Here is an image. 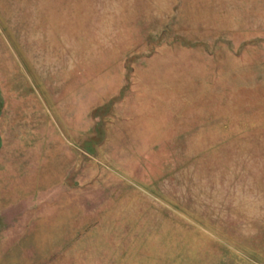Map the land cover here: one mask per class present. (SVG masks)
<instances>
[{"label":"rangeland","instance_id":"obj_1","mask_svg":"<svg viewBox=\"0 0 264 264\" xmlns=\"http://www.w3.org/2000/svg\"><path fill=\"white\" fill-rule=\"evenodd\" d=\"M0 264H264V0H0Z\"/></svg>","mask_w":264,"mask_h":264}]
</instances>
